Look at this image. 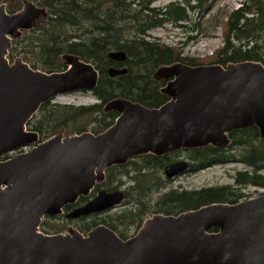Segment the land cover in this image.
<instances>
[{
    "label": "water",
    "instance_id": "1",
    "mask_svg": "<svg viewBox=\"0 0 264 264\" xmlns=\"http://www.w3.org/2000/svg\"><path fill=\"white\" fill-rule=\"evenodd\" d=\"M47 17L26 0L12 15L0 6V264H264V194L177 216L153 215L127 240L103 225L86 235L40 231L45 219L87 198L113 167L148 155L228 148L232 132L251 128L264 140V65L244 62L161 67L155 80L165 82L164 105L149 109L115 99L104 112L118 117L103 133L57 134L41 142L27 128L40 108L58 97L90 93L100 78L92 64L73 55L63 57L62 72L34 70L20 58L10 64L13 42ZM107 57L127 60L124 52ZM127 73L108 71L110 78ZM6 156L11 158L1 161ZM189 170L187 161L171 163L164 177L173 181ZM125 198L123 190H101L67 219L113 211Z\"/></svg>",
    "mask_w": 264,
    "mask_h": 264
},
{
    "label": "trees",
    "instance_id": "2",
    "mask_svg": "<svg viewBox=\"0 0 264 264\" xmlns=\"http://www.w3.org/2000/svg\"><path fill=\"white\" fill-rule=\"evenodd\" d=\"M23 1L0 0V6L8 5L7 13L12 15L21 10ZM26 1L47 11L48 28H43L37 39L23 38L13 42L9 54L11 62L19 51L25 60L35 59L42 64L43 72L54 73L66 70L63 57L73 55L92 64L100 76L97 88L89 93L96 104L74 107L49 102L40 108L27 128L37 133L41 142L57 134L103 133L118 117L116 113L104 112V106L115 99L129 100L149 109L164 105L168 98L161 95L160 89L165 83L155 80L161 67L176 63L191 67H225L244 62L264 65V0H243L240 8L221 26L223 47L206 60L184 58L182 47L173 48L151 40L150 32L171 25L184 33L201 34L200 18L198 22L192 21L188 11L201 17L218 0H175L162 9L151 8L152 0ZM196 40L194 36L188 38L189 42ZM111 52H125L126 62L110 61L107 56ZM111 68H125L128 73L110 78L108 71ZM229 138L231 145L228 148L210 146L183 150L161 158L148 155L131 160L125 166L113 167L106 172L105 181L97 184L87 198H80L74 206H67L62 216L52 219L59 221L63 217L69 221L66 217L69 212L85 206L101 190L114 192L125 188V209L76 222H80L78 228L82 234L103 225L122 240H127L128 234L133 229L139 230L149 215L177 216L211 204H237L248 200L246 189L252 187L264 191V140L256 128L232 132ZM181 154H186L190 173L228 164L242 165L244 170L235 174L233 185L160 193L170 183L164 177L165 167L175 163ZM10 158L6 156L1 161ZM90 219L93 220L88 223ZM49 229L48 224L42 223V233L49 235Z\"/></svg>",
    "mask_w": 264,
    "mask_h": 264
},
{
    "label": "rangeland",
    "instance_id": "3",
    "mask_svg": "<svg viewBox=\"0 0 264 264\" xmlns=\"http://www.w3.org/2000/svg\"><path fill=\"white\" fill-rule=\"evenodd\" d=\"M173 0H152L153 9H162L169 5ZM243 0H218L214 6L211 8L209 12L198 17L196 14L188 11V16L192 21L198 22L200 18V22L202 23L201 34L191 33L188 31L184 33L182 30L175 28L171 25H166L163 28L156 29L150 32V39L156 40L163 45H167L173 48H183V57L189 59H200L206 60L212 57L216 51L221 49L224 44L221 26L224 21L230 16L233 11H236L240 8ZM6 6V10H9V6ZM23 7V6H22ZM21 7V9H22ZM19 12V11H18ZM48 19H41L38 22V25L33 32H25L21 39H37L41 36V32L43 28H48ZM72 33L71 30H69ZM29 36H28V35ZM26 35V36H25ZM190 36H194L197 38L195 42H189L188 38ZM23 39V40H24ZM189 42V43H188ZM17 51L16 59H22L24 63L28 64L32 69L42 71V64L37 63V60H25V57L21 54H18ZM10 54V53H9ZM11 61V60H10ZM63 61V60H62ZM64 62V61H63ZM97 101L87 92L70 94L67 96H63L60 98H56L52 101V104H58L62 106H74V107H82V106H90L96 104ZM65 135H70L64 133ZM183 159L186 158V154H181ZM244 167L242 165L236 164H228V165H218L212 167L210 169L201 171L199 173H187L177 179L170 181L164 189L160 190V193H164L170 190H184V191H197L205 188H216L229 186L234 184L233 177L237 172L243 171ZM125 190V188L121 189ZM245 194L250 199L256 198L262 194H264L263 190H257L255 188H248L245 190ZM157 195L153 198L155 199ZM249 200V199H248ZM245 201V200H244ZM125 209L124 204L113 210L116 211ZM153 215H149L147 219L151 218ZM62 220L55 221L52 218H47L43 221L49 225V235H58V234H66L69 229H75L79 231L78 226L80 222H70L65 218L61 217ZM146 219V220H147ZM93 219L88 220V223ZM78 221V220H77ZM100 226V225H99ZM60 232L58 233V231ZM139 230L135 232L133 229L128 235L129 237H133Z\"/></svg>",
    "mask_w": 264,
    "mask_h": 264
},
{
    "label": "flooded vegetation",
    "instance_id": "4",
    "mask_svg": "<svg viewBox=\"0 0 264 264\" xmlns=\"http://www.w3.org/2000/svg\"><path fill=\"white\" fill-rule=\"evenodd\" d=\"M205 14H206V13H205ZM23 35H24V34H23ZM22 37H23V36H22ZM164 83H165V82H164ZM179 161H187V160H186V159H183L182 157H179L178 160H177L176 162H179ZM187 162H188V161H187ZM189 172H190V171H189ZM189 172H188V173H189ZM186 174H187V173H186ZM95 188H96V187H95ZM72 206H74V205H72ZM74 210H75V209H74ZM72 211H73V210H72ZM72 211H71V212H72ZM71 212H69L68 214H70ZM66 217H67V216H66ZM79 220H80V219H79ZM80 233H81V232H80ZM84 235H85V234H84Z\"/></svg>",
    "mask_w": 264,
    "mask_h": 264
},
{
    "label": "bare ground",
    "instance_id": "5",
    "mask_svg": "<svg viewBox=\"0 0 264 264\" xmlns=\"http://www.w3.org/2000/svg\"><path fill=\"white\" fill-rule=\"evenodd\" d=\"M125 53V52H124ZM127 55V54H126Z\"/></svg>",
    "mask_w": 264,
    "mask_h": 264
}]
</instances>
